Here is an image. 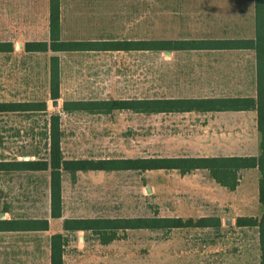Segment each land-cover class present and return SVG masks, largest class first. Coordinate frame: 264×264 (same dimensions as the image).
I'll list each match as a JSON object with an SVG mask.
<instances>
[{"label": "rangeland", "instance_id": "1", "mask_svg": "<svg viewBox=\"0 0 264 264\" xmlns=\"http://www.w3.org/2000/svg\"><path fill=\"white\" fill-rule=\"evenodd\" d=\"M242 2V3H241ZM107 9L64 37L175 39L217 34L253 36L254 0H238L243 11L227 27L202 21L205 5L223 0H63ZM45 0H0V40L14 50L0 52V101L45 100L47 113L0 112V158L47 156L49 113L59 114L65 158H136L191 154H258L255 111L158 112L65 111V99L89 97H175L188 78L175 76V50L113 51L61 55L60 96L48 88L51 52H26L27 40L47 37ZM210 16L214 13L209 12ZM84 16V13H79ZM250 17V18H249ZM242 18V19H241ZM244 18V19H243ZM253 22V23H252ZM254 56V54H253ZM244 78H237L241 81ZM218 152V153H217ZM258 170L244 168L235 188L217 183L205 169H118L62 174L63 214L70 217L218 216L219 226L118 229L108 245L86 232L65 247V264H260L257 226L238 225L239 216L259 217ZM49 210V170L0 171V211L4 218L41 217ZM52 227L57 222L52 220ZM42 238V237H41ZM95 244V246H90ZM98 244V245H97ZM14 262L33 261V243L16 245ZM91 247L98 255L93 253ZM25 261V260H24Z\"/></svg>", "mask_w": 264, "mask_h": 264}, {"label": "trees", "instance_id": "2", "mask_svg": "<svg viewBox=\"0 0 264 264\" xmlns=\"http://www.w3.org/2000/svg\"><path fill=\"white\" fill-rule=\"evenodd\" d=\"M59 0H49V44L46 41H26L25 50L60 49L66 45L76 46L74 41L59 39ZM254 37L239 40L238 44L251 47L256 58V95L255 97H217V98H175V97H128V98H89L65 99L62 109L80 110L89 113H108L113 110H132L135 112H186L211 110H239L252 108L256 111V127L259 132L258 154L247 155H177L163 157H122V158H65L60 147L61 129L58 113H49L46 130L47 156L38 158H0V171L49 170V207L50 216H61V183L64 171L72 179L77 171L118 170V169H176L188 173L195 169H205L220 185L229 189L236 187L239 172L244 168L256 167L258 170V201L261 206L259 217L239 216L238 225L257 226L260 264H264V0H254ZM195 41L190 42L193 44ZM98 42H93L92 47ZM102 45L114 49L173 50L185 46L186 41L175 39H121L101 41ZM11 41H0V51H10ZM58 57L49 60V95L55 99L60 96ZM47 113L45 100L0 101V112L37 111ZM218 216H201L195 220L181 216H134V217H97L65 218L63 228L67 230L91 229L105 241L116 235L118 229L126 228H172L185 226H219ZM20 227L27 229H46L48 220L41 217L0 218V229ZM66 238L61 233L50 237V264H63L62 251Z\"/></svg>", "mask_w": 264, "mask_h": 264}, {"label": "crops", "instance_id": "3", "mask_svg": "<svg viewBox=\"0 0 264 264\" xmlns=\"http://www.w3.org/2000/svg\"><path fill=\"white\" fill-rule=\"evenodd\" d=\"M63 0H59V39L60 41H74L76 46L66 45L60 49H51L48 47L46 50H24L26 52H46L49 51L51 54L48 59V77H49V60L52 55L58 57V73L59 78L62 76V57L61 55H86L90 53H106L115 51H148V49H114L108 46H104L101 41L107 40H121V39H110V38H84L79 36L64 37L65 29L69 28L80 29L84 27L86 23H89L92 19H95L92 15L99 13L106 7L93 6L84 4L82 6L72 4L63 9ZM242 3V2H241ZM49 0H45V15L47 19V37L43 39H34L27 41H46L49 44ZM204 15H202V21L206 24L208 21H212L217 27H227L231 23L238 22V16L243 11V6L238 4V0H223V4H214L212 6L205 5L202 7ZM214 13L213 16L208 13ZM79 13H84V16H80ZM250 18V17H249ZM242 19V18H241ZM244 19V18H243ZM254 20V10L251 17ZM253 23V22H252ZM255 29V28H254ZM217 34L202 35L197 37H186V38H175V40L186 41L185 46L175 48V62L178 60L182 61L178 66L175 63V76L188 78V86L181 88L185 91L186 95H175V98H217V97H255L256 95V58L255 51L251 47H244L239 45L238 41L242 39H250L253 36L237 35V34H226L223 30L215 29ZM131 39V38H126ZM142 40V39H133ZM4 41V40H0ZM12 50H14L13 40ZM195 41L193 44L190 42ZM26 42V41H25ZM93 42H98L92 47ZM25 44V43H24ZM3 52V51H0ZM254 54V56H253ZM237 78H244L241 81H237ZM60 90V85H59ZM89 98H115V97H89ZM85 97L76 99H89ZM128 98V97H120ZM141 98V97H138ZM254 109H239V110H211L204 112H236V111H253ZM255 111V110H254ZM193 112V111H186ZM199 112V111H194ZM256 113V111H255ZM235 153L220 154V155H247L238 153L240 151H234ZM218 153V152H217ZM191 155H219V154H191ZM71 179V181H74ZM62 185V184H61ZM61 200H62V187H61ZM63 201V200H62ZM61 201V216L51 217L50 207L48 215L41 216L48 220V227L46 229H27L20 227H8L0 229V264H17L14 262L16 258V245L23 243H33L31 248L33 261H29V257L24 256L23 261H19L18 264H50V237L54 233H61L65 238V244L63 245L62 260L65 264V247L71 242L70 236L76 235L78 244L86 247V240L88 236L86 232L92 233L96 236L97 243L101 245H108L116 235L105 241L101 240L91 229H74L67 230L63 228V220L65 218H93V217H70L63 214V204ZM4 214V213H3ZM4 218V217H1ZM11 218V217H8ZM52 220L57 222V227H52ZM117 233V232H116ZM42 237V238H41ZM97 244V245H98ZM90 246H95L91 244ZM95 247H91L93 253ZM87 252L90 251L89 246L86 247Z\"/></svg>", "mask_w": 264, "mask_h": 264}, {"label": "water", "instance_id": "4", "mask_svg": "<svg viewBox=\"0 0 264 264\" xmlns=\"http://www.w3.org/2000/svg\"><path fill=\"white\" fill-rule=\"evenodd\" d=\"M53 102H56V99L53 100ZM3 217V212L0 211V218Z\"/></svg>", "mask_w": 264, "mask_h": 264}]
</instances>
